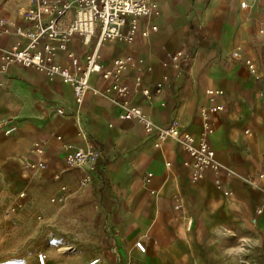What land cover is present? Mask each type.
Instances as JSON below:
<instances>
[{"label": "crops", "instance_id": "0c3cea01", "mask_svg": "<svg viewBox=\"0 0 264 264\" xmlns=\"http://www.w3.org/2000/svg\"><path fill=\"white\" fill-rule=\"evenodd\" d=\"M9 20L30 28L17 15ZM261 25L264 0H163L157 14L136 20L132 40L125 26L122 39L98 48L103 69L116 58L129 59L122 82L130 103L156 126L176 121L195 145L202 138L199 108L208 105L206 92L219 93L215 103L224 111L209 116L207 139L222 168H208L196 183L183 166V145H158L155 134L120 119L123 102L99 75L89 78L99 94L88 92L76 112L72 87L58 76L8 65L0 72V210L20 201V213L93 234L91 255L101 264H264ZM12 45L24 48L28 40L0 34V47ZM95 45V38L86 45L74 36L68 50L83 59ZM236 49L239 59L232 58ZM179 51L191 58L175 69L171 59ZM56 61L69 66L62 52ZM154 83L160 93L144 98L140 89ZM68 147L98 150V167L69 169ZM85 174L90 181L84 184ZM62 194L63 205L51 202Z\"/></svg>", "mask_w": 264, "mask_h": 264}, {"label": "built area", "instance_id": "2783aa9c", "mask_svg": "<svg viewBox=\"0 0 264 264\" xmlns=\"http://www.w3.org/2000/svg\"><path fill=\"white\" fill-rule=\"evenodd\" d=\"M163 0H29V5L17 12V17L30 24L29 29L18 26L14 20L0 19V34L14 32L19 37H25L28 45L20 48L18 45L0 47V72L10 65L32 67L36 70L46 72L50 76H58L63 83L72 87L73 103L76 112H80L83 99L88 92L98 95L99 92L89 84L92 75H99L101 80L109 83L107 91L115 94L123 102V111L119 118L139 124L147 133L156 136L157 144L172 141L183 145L188 154L183 166L190 171L191 181L199 182L205 175L208 168L218 173L222 168L214 158V152L209 144L207 136L212 128L209 123V116L224 111L222 104H216L215 98L219 93L215 90L206 92L208 105L199 108V115L202 118V138L200 142L193 144L192 137L179 128L176 121L167 126H156L153 124L138 105L130 103L131 92L127 85L122 82V72L130 64L129 59L119 57L112 62L111 69H103L100 63L98 48L104 43L114 42L122 39V28L128 26L129 33L127 40H132L136 32V20L147 18L158 13L159 6ZM244 7V4H241ZM151 30H156L151 27ZM259 33H264V25H261ZM143 35H147L144 32ZM74 36H79L83 44H90L95 38V48L83 59H80L68 50V44ZM55 42V44H53ZM64 53L69 66H62L57 63L59 53ZM240 50L236 49L232 58L239 59ZM190 54L179 51L171 59L175 69H181L190 61ZM251 75L256 80L260 75L256 72L254 64L246 62ZM161 85L154 83L152 88L143 87L140 93L144 98H151L159 94ZM61 112V111H59ZM248 133V131H246ZM40 154L41 150H36ZM101 152L92 147L86 150H77L68 147L65 155V162L69 169L98 167V159ZM31 168L35 166L31 165ZM229 172V170H226ZM264 178V167L259 174ZM89 175L85 174L81 182L88 183ZM64 190V189H63ZM62 190V191H63ZM22 197V196H21ZM65 195H60L51 200L54 204L63 205ZM24 203L18 202L5 211V217L11 216L22 208ZM259 212V211H258ZM42 221L41 217H38ZM112 242L114 237H111ZM137 250L144 253L145 248L141 242H135ZM115 249V248H114ZM39 264H45L46 256H38ZM88 264H101L99 258H93Z\"/></svg>", "mask_w": 264, "mask_h": 264}, {"label": "rangeland", "instance_id": "374dc122", "mask_svg": "<svg viewBox=\"0 0 264 264\" xmlns=\"http://www.w3.org/2000/svg\"><path fill=\"white\" fill-rule=\"evenodd\" d=\"M28 5L29 0H0V19H15ZM20 209L8 217L6 210H0V264H39L40 254L46 256L45 264H88L93 258L89 247L93 234L75 232Z\"/></svg>", "mask_w": 264, "mask_h": 264}]
</instances>
